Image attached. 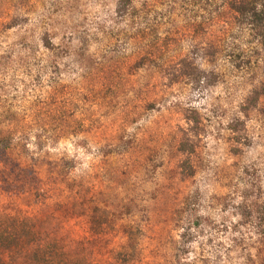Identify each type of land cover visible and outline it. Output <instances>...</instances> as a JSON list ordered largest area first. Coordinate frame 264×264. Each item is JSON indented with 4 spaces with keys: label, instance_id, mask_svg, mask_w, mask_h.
Returning a JSON list of instances; mask_svg holds the SVG:
<instances>
[{
    "label": "rangeland",
    "instance_id": "374dc122",
    "mask_svg": "<svg viewBox=\"0 0 264 264\" xmlns=\"http://www.w3.org/2000/svg\"><path fill=\"white\" fill-rule=\"evenodd\" d=\"M117 1L0 0V129L14 133L0 213L50 217L95 264H117L125 245L129 264H264L257 220L240 209L264 202V49L240 71L221 65L213 86L172 85L164 66L184 56L214 70L195 58L212 41L206 15L165 0L150 32L118 18ZM146 46L159 54L135 68ZM184 133L192 154L177 152Z\"/></svg>",
    "mask_w": 264,
    "mask_h": 264
},
{
    "label": "trees",
    "instance_id": "16d2710c",
    "mask_svg": "<svg viewBox=\"0 0 264 264\" xmlns=\"http://www.w3.org/2000/svg\"><path fill=\"white\" fill-rule=\"evenodd\" d=\"M192 5L202 15H206L203 21L209 27L212 41L210 46L200 48L196 52V60L211 64L213 72L206 78L199 67L193 66L188 56L179 59L175 64L164 66V76L172 85L179 82L191 86H213L220 75L215 70L221 65L227 66L233 71H240L245 66V52H255L264 49V0H181ZM165 0H118L115 7V15L118 18H131L147 22L144 31L157 29L156 23L162 16L158 14L163 10ZM239 40L246 50L239 51ZM244 43V44H243ZM46 50L50 45L46 38L43 39ZM159 49L146 46L138 56L135 68L143 65L145 61H155ZM246 61V60H245ZM42 100L37 109H50L49 95ZM261 94L252 93L248 99L251 107H255ZM60 117V116H59ZM22 128L20 135L29 140L28 134L35 133ZM49 134V133H47ZM51 135V140H58L66 133L61 129ZM14 133L11 130L0 129V161L4 160L12 149ZM194 136L184 133L177 144L178 153L192 154L195 144ZM180 175L186 178L192 176V170L188 164L180 166ZM240 209L248 220H257V236L264 239V202L258 204H241ZM239 211V209H238ZM50 217L32 218L11 216L0 213V264H95L91 260L92 251L87 245L78 242L70 245L62 238L56 228H51ZM185 237V234L182 238ZM130 245H125L120 252L114 254V262L117 264H129L131 261Z\"/></svg>",
    "mask_w": 264,
    "mask_h": 264
}]
</instances>
